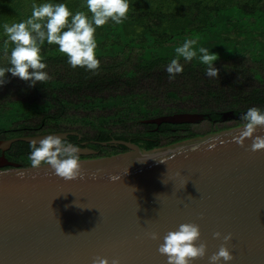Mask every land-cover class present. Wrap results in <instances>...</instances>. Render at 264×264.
I'll return each mask as SVG.
<instances>
[{"label":"trees","instance_id":"obj_1","mask_svg":"<svg viewBox=\"0 0 264 264\" xmlns=\"http://www.w3.org/2000/svg\"><path fill=\"white\" fill-rule=\"evenodd\" d=\"M44 3L66 4L73 15L83 11L91 19L86 0H0V68L11 67L14 47L9 43L5 55L3 25L26 21L32 5ZM128 3L126 20L118 25L109 21L96 29L97 74L73 69L58 45L46 40L40 54L47 65V82L30 86L6 73L7 83L0 86V140L77 132L66 127L73 125L94 131L91 137L81 134V140L95 154L79 156L80 160L127 151L112 141L130 142L145 154L242 126L250 108L264 111V0ZM188 39L197 41L193 46L197 57L191 62L179 58L183 72L170 80L166 68L177 58L175 49ZM201 47L218 55L214 63L218 78L206 76L207 65L199 60ZM102 110L108 113L94 114ZM76 111L86 114L79 116ZM174 113L201 114L210 129L199 134L191 130L193 124L145 123ZM226 121L233 125H225ZM74 135L62 141L77 146L78 134ZM30 145L13 142L3 156L10 163L29 167Z\"/></svg>","mask_w":264,"mask_h":264},{"label":"water","instance_id":"obj_2","mask_svg":"<svg viewBox=\"0 0 264 264\" xmlns=\"http://www.w3.org/2000/svg\"><path fill=\"white\" fill-rule=\"evenodd\" d=\"M203 117L174 113L145 123L194 124ZM242 127L149 154L112 141L127 151L80 161L83 179L75 181L3 156L16 141L39 145L48 135L73 133L0 140V264H93L98 256L109 264H168L158 247L188 223L199 225L197 246L207 245L206 256L190 264H209L224 243L215 232L232 236L227 264H264V150L250 151L251 140L243 147L233 142ZM92 154L79 149V156Z\"/></svg>","mask_w":264,"mask_h":264},{"label":"clouds","instance_id":"obj_3","mask_svg":"<svg viewBox=\"0 0 264 264\" xmlns=\"http://www.w3.org/2000/svg\"><path fill=\"white\" fill-rule=\"evenodd\" d=\"M86 6L91 13V19L83 11H77L73 15L66 4L44 3L39 6L33 4L31 16L26 21L12 25L5 23L3 25L7 37L3 45L5 55L9 52V43L14 47L10 53L11 67L0 68V86L7 83L6 73L28 82L30 86L47 82L49 76L44 71L47 65L42 62L40 54V45H43L45 40L49 45H58L59 52L67 57L73 69L85 68L97 74L100 61L96 58V29L105 26L109 21L121 24L128 17L130 6L128 0H86ZM196 43V40L188 39L175 49L177 58L166 68L170 80H174L176 74L183 72L179 58L191 62L197 57V51L193 47ZM198 51L200 62L207 65L206 76L218 78V70L214 67V63L219 59L218 55L210 53L203 47ZM242 119L245 123L239 134L233 136V142L243 147L245 141L251 140L250 151L264 150V136L256 134L259 129H264V111L255 107L250 108ZM30 148L31 168L49 166L56 176L65 181L83 179L81 162L84 160L80 162L77 146L62 141L58 136L48 135L39 141V145L33 141ZM110 179L116 181L121 177L112 176ZM200 237L199 225L181 224L178 230L170 231L163 237L158 252L167 257L168 264H190L191 261L206 256V243H200L198 246L196 243ZM213 238H222L224 243L218 252L209 257V264H220L221 261L227 264L232 261L233 256L227 247L232 239L231 234L222 236L220 232H215ZM151 239L159 240L158 234L152 233ZM93 264H109V260L98 256L93 259ZM112 264L119 262L113 260Z\"/></svg>","mask_w":264,"mask_h":264},{"label":"rangeland","instance_id":"obj_4","mask_svg":"<svg viewBox=\"0 0 264 264\" xmlns=\"http://www.w3.org/2000/svg\"><path fill=\"white\" fill-rule=\"evenodd\" d=\"M13 98V97H12ZM68 113L69 114H73V111H71V110H68ZM76 115H79V116H83V115H85L86 113H83V112H74ZM106 113H108L107 111H104V110H102V111H95L94 112V114L95 115H98V114H106ZM225 125H227V126H232L233 125V122L232 121H226V123H225ZM68 129H76V130H78L77 132H79V133H81V134H85L86 136H89V137H91V136H93L94 135V131H92L90 128H88V127H83V126H66ZM111 129L112 130H118V127H111ZM119 129H121V128H119ZM210 129V126H209V124H208V122L207 121H200V122H198V123H196V124H193L192 126H191V130L192 131H194V132H196V133H199V134H204V133H206V132H208V130ZM207 136H209V135H207ZM207 136H204V137H207ZM203 137V138H204ZM198 140V139H197ZM196 141V140H195ZM192 142V141H191ZM186 143H189V142H185V143H177V144H174V145H172V146H170V148H173V147H176V146H180V145H183V144H186ZM161 150V149H160ZM157 151H159V150H157ZM157 151H154V152H151V153H155V152H157ZM147 154H149V153H147ZM89 159H84V161H82V162H85V161H88Z\"/></svg>","mask_w":264,"mask_h":264},{"label":"flooded vegetation","instance_id":"obj_5","mask_svg":"<svg viewBox=\"0 0 264 264\" xmlns=\"http://www.w3.org/2000/svg\"><path fill=\"white\" fill-rule=\"evenodd\" d=\"M53 133H56V132H53ZM70 133H73L72 135H74L75 133V135L74 136H76L77 134V141H76V143H77V146H78V148L79 149H84V148H86V149H88V150H90V151H92V152H94V154H95V151H93V150H91L90 149V146H89V144L86 142V141H84V140H81L82 139V135H81V133H78V132H76V131H73V132H70ZM67 136V135H66ZM61 140H64L65 141V139H61ZM123 142H127V141H123ZM66 143H69V142H66ZM130 143V142H129ZM69 144H72V143H69ZM5 152V151H4ZM3 152V153H4ZM93 155V154H92ZM81 161V160H80Z\"/></svg>","mask_w":264,"mask_h":264}]
</instances>
